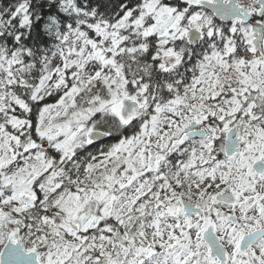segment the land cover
<instances>
[{
  "label": "snow or ice",
  "instance_id": "snow-or-ice-1",
  "mask_svg": "<svg viewBox=\"0 0 264 264\" xmlns=\"http://www.w3.org/2000/svg\"><path fill=\"white\" fill-rule=\"evenodd\" d=\"M0 264H264V0H0Z\"/></svg>",
  "mask_w": 264,
  "mask_h": 264
}]
</instances>
